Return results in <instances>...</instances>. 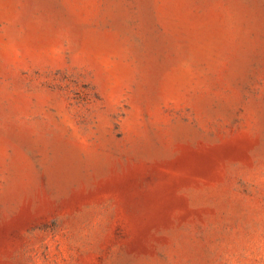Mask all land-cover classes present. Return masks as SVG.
Wrapping results in <instances>:
<instances>
[{
	"label": "rangeland",
	"instance_id": "374dc122",
	"mask_svg": "<svg viewBox=\"0 0 264 264\" xmlns=\"http://www.w3.org/2000/svg\"><path fill=\"white\" fill-rule=\"evenodd\" d=\"M0 264H264V0H0Z\"/></svg>",
	"mask_w": 264,
	"mask_h": 264
}]
</instances>
